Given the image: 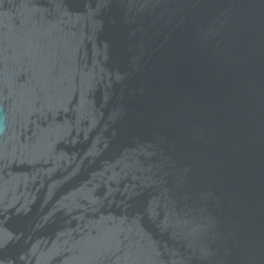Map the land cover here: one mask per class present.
<instances>
[{
	"label": "water",
	"instance_id": "1",
	"mask_svg": "<svg viewBox=\"0 0 264 264\" xmlns=\"http://www.w3.org/2000/svg\"><path fill=\"white\" fill-rule=\"evenodd\" d=\"M0 264H264V0H0Z\"/></svg>",
	"mask_w": 264,
	"mask_h": 264
}]
</instances>
